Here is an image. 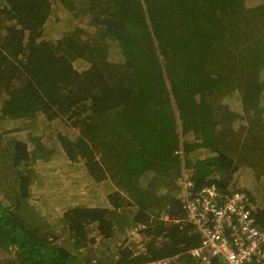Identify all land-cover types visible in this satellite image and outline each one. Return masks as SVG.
<instances>
[{
  "label": "trees",
  "instance_id": "1",
  "mask_svg": "<svg viewBox=\"0 0 264 264\" xmlns=\"http://www.w3.org/2000/svg\"><path fill=\"white\" fill-rule=\"evenodd\" d=\"M182 170L264 224V0H0V264H197Z\"/></svg>",
  "mask_w": 264,
  "mask_h": 264
},
{
  "label": "built area",
  "instance_id": "2",
  "mask_svg": "<svg viewBox=\"0 0 264 264\" xmlns=\"http://www.w3.org/2000/svg\"><path fill=\"white\" fill-rule=\"evenodd\" d=\"M175 184L181 191L180 204L186 219L201 236L199 245L189 251L197 264H210L216 257H221L224 264H264V224L257 225L250 215L245 193L221 194L213 184L194 191L184 170ZM168 263L163 259L151 264Z\"/></svg>",
  "mask_w": 264,
  "mask_h": 264
},
{
  "label": "rangeland",
  "instance_id": "3",
  "mask_svg": "<svg viewBox=\"0 0 264 264\" xmlns=\"http://www.w3.org/2000/svg\"><path fill=\"white\" fill-rule=\"evenodd\" d=\"M71 169V168H70ZM247 169V168H246ZM60 170L62 171V172H67L68 170L66 169V168H63V167H60ZM74 178H76V179H79L80 178V174H73L72 175ZM68 177H69V175H68ZM83 177H84V175L82 176V181L81 182H76V187L75 188H72L73 190H69L68 192H72V195L71 196H68V197H71V198H73V197H79V198H82V199H85V200H87L88 198H85V195H83V188L85 187V186H88V183L87 182H84L83 181ZM89 187V186H88ZM62 193H63V190H62ZM61 196V197H60ZM59 196V198L60 199H62V198H64V199H62L63 201H60V206H62V205H64L66 202H67V197L66 196H64V194H62V195H60ZM62 196H64V197H62ZM73 203H79V204H82V200H79V201H77V200H75V201H72ZM86 203H84V205H85ZM59 205V204H58ZM50 207H51V205H49Z\"/></svg>",
  "mask_w": 264,
  "mask_h": 264
}]
</instances>
